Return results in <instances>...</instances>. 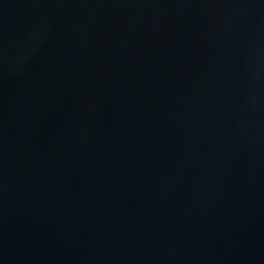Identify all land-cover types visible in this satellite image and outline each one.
Here are the masks:
<instances>
[{
    "label": "water",
    "instance_id": "95a60500",
    "mask_svg": "<svg viewBox=\"0 0 264 264\" xmlns=\"http://www.w3.org/2000/svg\"><path fill=\"white\" fill-rule=\"evenodd\" d=\"M0 264H264V0H0Z\"/></svg>",
    "mask_w": 264,
    "mask_h": 264
}]
</instances>
